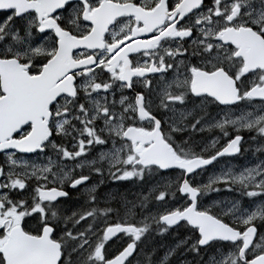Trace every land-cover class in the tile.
Listing matches in <instances>:
<instances>
[{
    "label": "snow or ice",
    "instance_id": "snow-or-ice-1",
    "mask_svg": "<svg viewBox=\"0 0 264 264\" xmlns=\"http://www.w3.org/2000/svg\"><path fill=\"white\" fill-rule=\"evenodd\" d=\"M0 264H264V0H0Z\"/></svg>",
    "mask_w": 264,
    "mask_h": 264
},
{
    "label": "rangeland",
    "instance_id": "rangeland-1",
    "mask_svg": "<svg viewBox=\"0 0 264 264\" xmlns=\"http://www.w3.org/2000/svg\"><path fill=\"white\" fill-rule=\"evenodd\" d=\"M245 135H247V133H245ZM230 161H234V160H230ZM236 162H238V163H245L246 160H245L244 157H241L239 159V161H236ZM222 167H224V164L223 163H221V164L218 165V168H222ZM106 186H107V189H108L107 192H111V191H122V189H117L115 186H112V185H106ZM107 192H105L104 194H106ZM163 252H164V248L162 247L161 248V255H163Z\"/></svg>",
    "mask_w": 264,
    "mask_h": 264
},
{
    "label": "flooded vegetation",
    "instance_id": "flooded-vegetation-1",
    "mask_svg": "<svg viewBox=\"0 0 264 264\" xmlns=\"http://www.w3.org/2000/svg\"><path fill=\"white\" fill-rule=\"evenodd\" d=\"M216 134H218V133H205V135H216ZM223 160H235L236 158H222ZM240 159V158H239ZM239 161V160H238ZM107 186L104 188V189H102V193H105V192H107ZM160 254H161V250H160Z\"/></svg>",
    "mask_w": 264,
    "mask_h": 264
}]
</instances>
